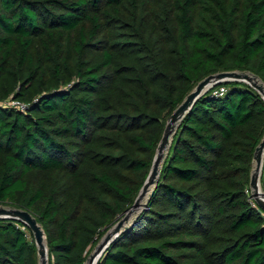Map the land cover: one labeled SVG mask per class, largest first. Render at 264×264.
I'll use <instances>...</instances> for the list:
<instances>
[{
	"label": "trees",
	"instance_id": "obj_1",
	"mask_svg": "<svg viewBox=\"0 0 264 264\" xmlns=\"http://www.w3.org/2000/svg\"><path fill=\"white\" fill-rule=\"evenodd\" d=\"M233 70L264 82V0H0V204L37 218L49 264H85L134 204L170 115ZM263 136L255 88H210L97 264H264L250 187ZM0 264H39L19 220L0 219Z\"/></svg>",
	"mask_w": 264,
	"mask_h": 264
},
{
	"label": "water",
	"instance_id": "obj_2",
	"mask_svg": "<svg viewBox=\"0 0 264 264\" xmlns=\"http://www.w3.org/2000/svg\"><path fill=\"white\" fill-rule=\"evenodd\" d=\"M225 81L247 82L264 98V82L258 75L248 70L220 71L215 74H211L199 81L194 89L186 96L183 102L168 118L163 136L153 160L151 170L134 204L125 213V215L122 216L121 219L118 220V222H116V224L106 232V234L96 245L94 251L88 255L86 264H97L112 241L116 239L122 233V231L131 224L130 218L132 214L136 212L137 209H139L142 200L147 196V194H149L151 190L153 191V187L160 179L162 164L171 148L173 137L181 120L204 93H206L216 84ZM258 81H261L262 83H258ZM254 163L255 167L252 170L250 181L252 198L264 210V191L261 186V175L264 166V136L255 150ZM4 218L19 220L30 228V230L33 232L34 239L38 247L39 264H49L46 234L37 218L29 210L0 204V219Z\"/></svg>",
	"mask_w": 264,
	"mask_h": 264
},
{
	"label": "built area",
	"instance_id": "obj_3",
	"mask_svg": "<svg viewBox=\"0 0 264 264\" xmlns=\"http://www.w3.org/2000/svg\"><path fill=\"white\" fill-rule=\"evenodd\" d=\"M226 91H227L226 86L222 85L220 87L215 88L212 93L215 96H223L226 93ZM6 104L13 106V107H18L21 110H25L27 108V104L23 103L19 100H10V101L6 102Z\"/></svg>",
	"mask_w": 264,
	"mask_h": 264
},
{
	"label": "rangeland",
	"instance_id": "obj_4",
	"mask_svg": "<svg viewBox=\"0 0 264 264\" xmlns=\"http://www.w3.org/2000/svg\"><path fill=\"white\" fill-rule=\"evenodd\" d=\"M258 83H262L261 81H258ZM254 167H255V163H254ZM253 167V168H254ZM154 188V187H153ZM152 191V190H151ZM151 191L149 192V194H147V196L142 200V202H141V206L139 207V209H137L136 210V212H134L133 214H132V216H131V218H130V223H132L133 221H134V219H135V217H137L139 214H141V212L145 209V207H146V205H147V201H148V198H149V196H150V194H151ZM4 205H6V204H4ZM106 234V233H105ZM104 234V235H105ZM102 239V238H101ZM100 239V240H101ZM99 240V241H100ZM98 241V242H99ZM98 244V243H97ZM96 244V245H97ZM96 245L93 247V249L90 251V253H92L93 251H94V249H95V247H96ZM89 253V254H90ZM86 264V263H85Z\"/></svg>",
	"mask_w": 264,
	"mask_h": 264
}]
</instances>
